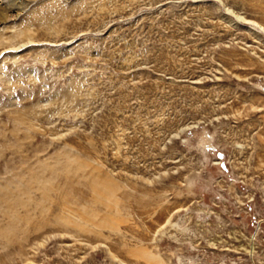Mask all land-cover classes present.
I'll list each match as a JSON object with an SVG mask.
<instances>
[{"label":"rangeland","instance_id":"1","mask_svg":"<svg viewBox=\"0 0 264 264\" xmlns=\"http://www.w3.org/2000/svg\"><path fill=\"white\" fill-rule=\"evenodd\" d=\"M0 264H264V0L0 25Z\"/></svg>","mask_w":264,"mask_h":264},{"label":"bare ground","instance_id":"2","mask_svg":"<svg viewBox=\"0 0 264 264\" xmlns=\"http://www.w3.org/2000/svg\"><path fill=\"white\" fill-rule=\"evenodd\" d=\"M26 2L27 0H0V25L5 26L18 19L25 9Z\"/></svg>","mask_w":264,"mask_h":264}]
</instances>
